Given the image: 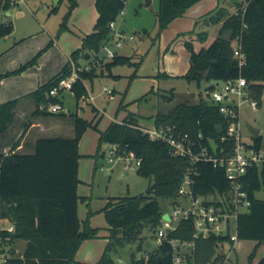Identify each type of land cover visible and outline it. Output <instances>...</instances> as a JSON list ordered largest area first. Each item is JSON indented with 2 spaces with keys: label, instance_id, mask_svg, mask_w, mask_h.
I'll list each match as a JSON object with an SVG mask.
<instances>
[{
  "label": "trees",
  "instance_id": "16d2710c",
  "mask_svg": "<svg viewBox=\"0 0 264 264\" xmlns=\"http://www.w3.org/2000/svg\"><path fill=\"white\" fill-rule=\"evenodd\" d=\"M199 1L201 0H159V34ZM62 2L60 0L58 4H54L50 13L57 12ZM78 3L79 0H68V11L60 25L61 30L67 28L68 20ZM126 3L127 0L96 1L98 18L94 31L85 35L81 48L71 54V60L77 66H80L81 58L84 59L88 54V59H91L93 53H99L112 38L110 24L122 17ZM11 6L12 0H3L0 3V9L3 10H9ZM242 6L243 3H237V14L229 15L226 9L219 8L205 16L208 24L223 21V29L230 33V39L225 41L220 36L208 48L199 52L194 50L190 42H186L185 46L190 52V68L183 78L198 87L203 82H210L211 93L216 89V86L211 85L213 80L227 81L242 76L254 91L255 97L260 99L264 93V0H249L245 9ZM13 32L12 24L0 23V40ZM200 36L205 40L207 35L200 33ZM237 39L240 40L247 59L242 68L234 58L232 42ZM39 56L40 53L17 71L0 75V80L36 64ZM141 62H134L133 57L116 55L109 61H99L95 66H100V77L117 78L113 74L115 67L134 66L137 70ZM91 68L81 72L80 80L73 86L72 94L77 102L87 96L84 81L92 80L96 76L95 69ZM70 72L69 61L50 81L23 97L35 107L33 116L51 114L41 111L42 105H63L59 97L51 96V91ZM163 77L167 75L163 74ZM21 99L0 104V220L14 225L15 233L12 234L11 242H26L22 256L10 260L8 264H73L83 241L99 238L100 234L99 228L90 226L89 219L82 227L78 217V147L83 134L93 122L73 115V138H40L31 147L32 152H13L7 155L2 139L14 123ZM154 120L156 125H176L192 137L202 133L204 143H208L210 139L219 142L225 133L226 122L219 107L203 99L198 104L181 103L168 114L158 113ZM139 127V117L130 113L122 123L113 122L100 133L98 155L104 144H118L121 151H131L137 158L142 159L138 174L155 178V183L149 188L147 195L112 199L102 209L109 236L100 264H116L115 257L132 245L137 246L136 251L130 254V264H172L171 246L164 243L158 249L150 251L146 244L151 243V240L145 237L144 232L149 229L154 238L165 213L161 203L166 202L171 206L179 202L178 190L189 168V162L184 158L171 156L167 145L152 141ZM218 127L223 128L220 133ZM261 142L260 136L254 138L257 150L261 149ZM12 145L13 149L18 147L20 139ZM228 145L232 147L233 142ZM263 172V168L257 166L248 170L245 186L251 199V207L248 212L238 217L239 239L256 243L249 256V264H252L258 247L264 244V199L256 197V193L262 188ZM195 180V190L199 194L211 193L215 188L223 189L227 185L223 171L210 164L198 165ZM193 234L192 223L182 221L178 229L170 233L169 238L191 241L194 240ZM219 241L221 239L215 236L195 239L192 259L187 256V260L190 264H207L214 256ZM141 252L148 253L147 260H137V255ZM257 264H264V257Z\"/></svg>",
  "mask_w": 264,
  "mask_h": 264
},
{
  "label": "rangeland",
  "instance_id": "374dc122",
  "mask_svg": "<svg viewBox=\"0 0 264 264\" xmlns=\"http://www.w3.org/2000/svg\"><path fill=\"white\" fill-rule=\"evenodd\" d=\"M23 1L12 4L9 9L12 13L10 16H7L5 11L0 9V23L12 22L15 27V31L9 39L5 40L3 38L0 40V54L5 50L6 45L20 42L25 34L36 32L35 30L40 25L39 22H42L51 34L54 31V40L61 46L69 48L70 54L81 47L82 34H90L94 30L97 0H79L78 6L73 10L68 20L67 28L63 30L60 29V25L68 11V0H63L59 10L52 13L50 17L49 10L52 5L50 0ZM150 1L151 3L146 5V0H127L123 20L121 23L118 22L117 26L122 29L126 36H132L134 39L124 41L121 48L117 46L112 48L117 55L126 57L138 53L139 58L135 55L134 62L142 59L139 68L136 70L134 66H117L113 69V74L118 76L117 78L108 76L101 78L100 66L92 65L91 67L95 69L94 75L96 76L92 78V80L95 79L92 84H88V87L94 99L88 100V102L82 100L77 102L71 92L65 91L61 97L65 104L66 115L63 120H60L62 122H58L62 124L57 123L53 127V131L42 135L43 138H67L69 136L73 138L75 135L73 115H78L88 122H93L92 126L83 134L78 147V217L82 227L89 219L90 226L101 228L103 235L105 232L107 234L108 225L102 209L107 202L122 197L147 195L149 188L155 183V178L154 176L144 177L138 174L139 167L135 162L131 164L128 171L124 169L123 161H115L114 164H110V145L108 144L102 146L98 155L100 133L104 132L113 122L122 123L130 113L141 116L139 117L141 125L153 127L155 124L154 117L157 113L168 114L181 103H198L199 98L205 102L210 101L209 83L203 82L198 87L195 83H189L183 78L190 66V52L184 43L173 45L175 54L172 59L168 60L167 58L171 56L169 51L173 41L179 36L183 28L187 26L193 28L195 20L202 16L201 11L195 8L189 9L190 11L186 12L184 20L170 24L167 29L159 34L157 24L159 0ZM237 1H230V5H232L230 8L231 15L237 12V8H235V2ZM209 8L206 9L207 11L204 14L210 12L212 8ZM225 33L227 32L224 31L222 24L216 36L218 38L224 36ZM213 34L210 31L208 41L204 44L195 41V49L199 50L202 46L207 47L213 40ZM50 41L49 36L44 38L35 36L28 41H22L16 52L2 59L0 64L14 61L15 57L18 59L27 57V61L22 64L25 65L40 53L38 63L50 50ZM235 42L233 40V46ZM32 48H36V51L32 55L33 57H28L30 55L29 51L33 50ZM100 56L105 57L104 51ZM55 57L56 52L52 50L46 59L51 62ZM105 60L109 61L107 58ZM79 62L82 65L90 64L93 62V57L91 56V59L87 60L81 58ZM37 63L25 70L36 66ZM25 70L14 74V76ZM163 74H166L167 77H163ZM222 88L223 85L216 86V89L221 90ZM106 90L112 91V94H108L105 92ZM152 90L153 92H151ZM262 96L264 98V93L260 97ZM25 105L27 106L25 110H17L14 123L2 139L4 152L7 155L13 152H30L31 147L29 148L27 144L32 142L26 140L22 145L24 134L21 136L20 133L22 129L28 128L27 122L30 123L32 119L38 116H33L35 111L33 104L25 102ZM93 107L96 109L94 110ZM239 121L241 124V139L246 144H253L255 138L247 125L260 130L259 136L262 138L261 153L264 155V105L257 110H253L248 103L243 104L239 109ZM43 125L46 126L47 123L43 122ZM19 139L20 145L13 149L12 144ZM261 168L264 171V165ZM261 180L262 188L256 193L258 199H264V172ZM161 207L163 211L172 214V207L168 203H161ZM152 234L149 229L144 232L145 237L151 240L150 251H153L155 247ZM25 246L26 242L21 240L18 245V253H22ZM105 246L106 240L104 238L86 239L81 244L73 264H100L99 261ZM136 246L132 245L123 249L115 257L116 264H121L118 258L123 260L124 263L122 264H130V254L132 251H136ZM255 246V242L240 241L236 246V253L232 256L231 264H249V256ZM263 257L264 244H261L252 264H257Z\"/></svg>",
  "mask_w": 264,
  "mask_h": 264
},
{
  "label": "built area",
  "instance_id": "2783aa9c",
  "mask_svg": "<svg viewBox=\"0 0 264 264\" xmlns=\"http://www.w3.org/2000/svg\"><path fill=\"white\" fill-rule=\"evenodd\" d=\"M248 1L242 0L243 9L247 6ZM19 2L24 1L12 0V4ZM123 14L124 12H122ZM117 23L118 21L110 24L112 38L99 53H93V62L90 65L77 66L70 60L71 72L67 77L61 79L58 86L51 91L52 97H59L64 91L72 93L74 84L80 80L81 72L89 71L92 65L98 64L105 58L113 59L117 53L112 48L116 46L121 48L124 41L134 39L118 30ZM102 51L105 53L104 58L100 56ZM233 51L238 66L242 68L246 65L247 59L239 39L236 40ZM218 85H223V88L211 92L210 100L219 107L226 122L225 133L219 142L210 139L208 143H204L202 133L192 137L188 132H184L170 123L154 124L153 127H145L140 124L139 127L141 132L152 141L167 145L171 156L184 158L189 162V168L178 190L179 202L176 205H171L172 214L165 212L169 218L162 217L161 224L156 229L153 238L154 249H158L164 243L171 246L172 264H190L187 256L192 259L196 246L195 239H208L212 236L220 238L221 241L218 242L216 252L207 264H231L232 256L237 251L236 246L241 241L238 237V217L248 212L251 207L245 178L249 169L264 165V155L261 153V149L257 150L254 143L246 144L242 141L239 121L240 107L248 103L253 110H257L264 105L263 96L257 99L247 80L242 76L220 81ZM105 92L112 93L110 90ZM40 110L51 114L66 115V109L59 103L42 105ZM229 142H233L232 147H229ZM115 161H123L126 171L131 168L133 162L139 168L142 164V159L137 158L135 153L121 151L118 144H111L109 163L114 164ZM199 164H210L214 168L222 170L227 182L226 187L215 188L211 193H197L195 177L198 175ZM182 221L192 223L194 240L169 238L170 233L176 231ZM14 233L13 224L0 220V264H8L10 260L20 258L23 254V252L18 253L20 240L11 242ZM148 257V253L141 252L138 253L137 260H147Z\"/></svg>",
  "mask_w": 264,
  "mask_h": 264
},
{
  "label": "crops",
  "instance_id": "0c3cea01",
  "mask_svg": "<svg viewBox=\"0 0 264 264\" xmlns=\"http://www.w3.org/2000/svg\"><path fill=\"white\" fill-rule=\"evenodd\" d=\"M27 1H30V0H27ZM230 1L231 0H201L197 4H195L193 7H191L190 10L195 8L198 11H201L202 16L200 18H197V20H195V25L193 26V28L187 26L186 28H183V30L179 33V36L173 41V43L171 45V48H170V51L167 50V51H169V54L171 55V56L167 57L168 60L173 58L172 56L175 54V48L173 47V45H175L177 43H184V45H185L186 42H190L193 45L194 50L196 52H199L200 50H202L204 48H208L217 39L216 34L220 31L221 26L223 24V21H221L218 24H208L205 21V16L209 15L210 13L215 12L219 8L226 9L228 11L229 15H231L230 8L232 7V5H230L231 4ZM1 2H2V0H0V3ZM50 2L52 3V5H51V8L49 10V17L51 15V13H50L51 10L54 8L53 5L55 4L51 0H50ZM241 2H242L241 0H238L237 2H235V8H237L236 7L237 3H241ZM209 7L212 8L210 10V12L207 13V14H204L208 9H210ZM4 11H5L7 16H10L12 14L10 12V10H4ZM185 17H186V13L182 17L177 18L176 20H174L172 23L179 22L180 20H184ZM97 18H98V12L96 14L95 24H96ZM122 18H123V15L119 19V23H121V21L123 20ZM3 23L4 24H12V22H3ZM39 23H40V25H39V28H37L35 30L36 32H30V33L25 34V36H23L24 38L22 37V41H28V40L32 39L33 37H35V36L36 37L38 36L40 38H44L45 36H49L50 40H51L50 43H49L50 50L48 51L47 54H45L39 60V62L37 63L36 66H33L32 68H29V69L25 70L24 72H22L19 75H15V76L14 75H8L7 77H4V78H2L0 80V104L4 103V102H7V101H10V100H13V99L22 98L21 101H20V104L18 106L19 109H17V110H25L27 108V106L25 105V102H29V103H31V102L29 100H27V99H24L23 97H25L29 93L35 91L38 87H40V86L46 84L48 81H50L71 60V54L74 51H76L77 49H79V48H77L76 50H74L70 54L69 48L67 49V47L61 46L57 41L54 40L55 39L54 36H53L54 31H53V34H51L46 29V26L42 22H39ZM95 24H94V26H95ZM117 29L122 31V29L120 27H118V26H117ZM14 31H15V27H14ZM210 31H212V33H214L212 42H210L207 47H203L202 46L199 50H196L194 42L196 41V42H199L201 44L206 43L208 41V38H209V35H210ZM200 33H206L207 36H206L205 40H203L201 38ZM87 34H89V33L82 34L81 39ZM225 35H226V33L224 34V36H222V39L225 37ZM42 36H44V37H42ZM9 37H10V35L5 37L4 39L7 40V39H9ZM22 41L15 42L14 44H11V45L10 44L6 45L5 46V50H3L1 52V54H0V62L5 57L14 54V52H16V50L20 47V44H21ZM81 46H82V42H81ZM52 50L56 52V57L54 59H52V61L50 62V61H47L46 58H47L48 54ZM35 51H36V48H34L33 50L29 51L30 55L28 57H31L35 53ZM135 55L137 56V58H139L138 53L130 56V57H133V61L135 60V57H136ZM15 58L16 59L14 61H10V62L8 61L7 63H1L0 64V75H7L9 73H12V72L18 70L22 66V64H24L27 61L26 59H28L27 57L21 58V59H18L17 57H15ZM141 60L142 59H140V61ZM140 61H138V62H140ZM138 62H136V63H138ZM90 64H86V65L83 64L82 65L80 63L81 66H88ZM189 68H190V66H189ZM93 80H85L84 81V84H85V86L87 88V96L83 97L80 100H82L84 102H88V100H92V98L94 99V97H92V95H91V93L89 91V87H88V84L89 83L92 84ZM64 92H62L60 94V96H59V98L61 100H62L61 96H62V94ZM200 96H201V94H200ZM200 100H201V98H199L198 103L200 102ZM209 100H210V94H209ZM62 102H63V107L65 108L64 101L62 100ZM210 102H211V100H210ZM198 103H196V104H198ZM93 108H95V107H93ZM136 116L137 117H141V116H138V115H136ZM64 117H65V115L61 116L60 114H50V115H47V116H38L37 118L32 119L30 121V123L27 122V125H28L27 127L28 128L27 129L26 128L22 129V131L20 133L21 136L24 134V139L22 141V145H23L24 141L28 140V141L32 142L31 144L30 143L27 144V145H29L28 147L29 148L32 147L38 139L43 138L42 135H44L45 133H48L50 131H53L54 130L53 127L56 126V124L58 122H62L60 120H63ZM43 122H46L47 125L44 126ZM139 122H140V119H139ZM58 124H62V123H58ZM42 128H43V130H42ZM63 138H65V137H63ZM67 138H72V137L69 136ZM30 152H32L31 148H30ZM30 152H27V153H30ZM99 229H100L99 238H104L106 240V245H107L108 236H109L108 227L106 229L107 230V234L105 232L104 235H103L102 229L101 228H99ZM150 245H151V243H150ZM118 259H119V262L121 264L124 263L121 258H118Z\"/></svg>",
  "mask_w": 264,
  "mask_h": 264
},
{
  "label": "water",
  "instance_id": "95a60500",
  "mask_svg": "<svg viewBox=\"0 0 264 264\" xmlns=\"http://www.w3.org/2000/svg\"><path fill=\"white\" fill-rule=\"evenodd\" d=\"M51 1H53L55 4H58L60 0H51ZM150 3H151L150 0H146V5H149ZM118 22H119V19H118ZM228 36H229V34L226 33V35H225V37L223 38V40L227 41V40H228ZM88 58H89V55L86 54L85 59L87 60ZM219 83H220L219 80H213V81L211 82V85L216 86V85H218ZM247 126H248L249 131L251 132V134H252L254 137H258V136H259V133H260V130H259V129H257V128L251 126V125H247ZM220 132H221V127H218V133H220ZM163 218H164V219H168V218H169L168 214L165 213V214L163 215ZM146 246H147L148 248L151 247L150 243H147Z\"/></svg>",
  "mask_w": 264,
  "mask_h": 264
},
{
  "label": "bare ground",
  "instance_id": "6f19581e",
  "mask_svg": "<svg viewBox=\"0 0 264 264\" xmlns=\"http://www.w3.org/2000/svg\"><path fill=\"white\" fill-rule=\"evenodd\" d=\"M210 83V82H209Z\"/></svg>",
  "mask_w": 264,
  "mask_h": 264
}]
</instances>
